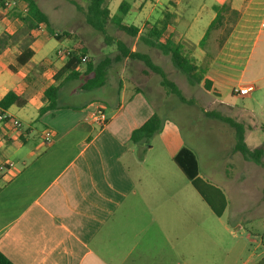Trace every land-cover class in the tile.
Wrapping results in <instances>:
<instances>
[{
  "label": "crops",
  "instance_id": "crops-1",
  "mask_svg": "<svg viewBox=\"0 0 264 264\" xmlns=\"http://www.w3.org/2000/svg\"><path fill=\"white\" fill-rule=\"evenodd\" d=\"M195 1L141 0L135 7L130 3L128 14L137 12L139 23L123 19L139 28V35L129 43L131 51L148 53L167 75L179 71L169 56L143 41L154 26L165 25L162 41L170 38L183 44L199 69L206 61L204 79L229 89L234 97L246 98L233 90L247 84L234 83L245 53L258 35H264V0H216L209 6L201 0L199 12L188 22L184 11ZM224 5L229 7L223 13L229 33L223 46L211 53L214 34L221 29L214 30L209 41L207 31L217 17L215 7ZM20 10L7 11L0 5V101L10 91L26 101L23 107L5 110L21 121V131L0 122V251L14 264H206V223L198 210L191 214V207L200 206L198 192L191 190L190 180L174 161L184 148L172 156L181 173L165 167L155 170L141 156L142 149L150 147L148 142L132 140L133 132L158 114L171 96L161 86V77L145 74L142 61L125 58L113 66L100 88H83L91 75L57 82L55 77L66 65L58 50H72L80 40L72 36L55 39L41 26L29 46L33 57L20 64L18 56L27 36ZM5 36L9 40L1 41ZM64 40L69 41L67 46L62 45ZM102 45L104 50L110 47ZM110 54L92 61L115 57L116 46ZM78 70L83 72L85 67L80 65ZM76 81L81 84L74 85ZM128 82L140 91L132 93ZM59 83L58 108L40 115L49 104L45 92ZM65 97L76 101L63 102ZM98 111L108 115L103 126L91 117ZM46 131L53 135L50 144L44 139ZM240 160L243 167L251 162ZM242 170L237 176L241 183L246 178ZM242 192L248 191L243 188ZM247 211L248 206H233V217ZM241 222L237 220V227L242 228ZM217 230L214 225L209 229L212 242L219 238ZM255 235H264V228L247 233L253 249L242 264H256L264 257V239H254ZM233 238H238L235 232ZM241 251L243 257L245 250Z\"/></svg>",
  "mask_w": 264,
  "mask_h": 264
},
{
  "label": "rangeland",
  "instance_id": "rangeland-1",
  "mask_svg": "<svg viewBox=\"0 0 264 264\" xmlns=\"http://www.w3.org/2000/svg\"><path fill=\"white\" fill-rule=\"evenodd\" d=\"M35 1L49 16L53 32L58 34L69 32L73 39L78 38L84 43L88 48L89 60H98L104 56L103 54L111 55L110 51L116 45H109V49L104 50L102 43H106L105 36L89 26L84 15L69 0ZM75 1L82 3L83 0ZM122 1H128L135 7L141 0H110L109 7L113 14L118 13ZM204 1L209 6L216 0ZM201 2V0L195 1L194 6L184 11L186 21H192V18L199 12ZM181 7L183 8V6ZM137 14V12L131 11L124 17L125 22L138 25ZM202 22H207L205 16ZM219 29L221 30L214 34L216 35L214 48L212 46L209 48L211 53L223 46L230 27L225 26L223 20ZM214 35L212 31L207 40L209 41ZM107 36L114 40L126 41L128 44L131 41L130 37L119 32L112 24L107 27ZM53 42L57 41L53 40ZM68 43V40L62 41L63 46H67ZM191 49L193 48L187 45V50L192 51ZM98 56L99 58H97ZM188 56H191V53ZM87 62L81 63V66L86 67ZM205 62L199 69V73L203 76L206 72L203 67L206 65ZM237 69L238 77L234 84L237 86L253 84L256 88L246 98L234 97L229 89L214 84V81H211V90L208 91L203 84L191 85L181 72L169 71V78L178 84L185 97L192 99L194 104L182 103L177 97L171 95L165 101L164 106L158 110V115L164 120L162 132L153 136L148 141L150 147H145L141 153L142 157H147L155 170L165 167L168 171L181 173L173 162L172 156L174 152L188 148L197 158L198 172L202 178L220 187L226 194L228 206L224 215L218 217L190 185L191 190L197 193L200 204L197 206L198 208L191 207V214L198 210V217L200 220L204 219L206 223L207 234L204 250L206 264H234L235 260H238L237 264H242L253 249L251 240L247 239V233L257 232L259 228H264V197L262 196L264 193V169L253 162L245 164L243 167L240 160L242 156L233 151L236 144L234 128L213 116H207V113H220L242 123L249 147L253 149L264 146V35H258L256 43L245 53L244 59ZM242 73L243 76H241ZM80 84L79 81L74 83V85ZM62 101L75 102L76 100L65 97ZM243 110H248L252 114ZM240 170H242V177H246L243 183L237 181ZM253 170L257 171V174L252 175L250 172ZM243 188L248 192H242ZM237 205L248 206V211L238 218H234L233 206ZM237 220L242 221V228L237 227ZM213 225L216 230L220 231L216 242H212L208 236L209 229ZM233 232L237 234V239L233 238ZM241 250H245L243 257Z\"/></svg>",
  "mask_w": 264,
  "mask_h": 264
},
{
  "label": "trees",
  "instance_id": "trees-1",
  "mask_svg": "<svg viewBox=\"0 0 264 264\" xmlns=\"http://www.w3.org/2000/svg\"><path fill=\"white\" fill-rule=\"evenodd\" d=\"M23 7L27 8V12L23 13L20 10L18 16L23 23V32L27 35L25 46L22 53L18 56L20 64H26L31 60L34 52L29 46L34 41V32L38 31L43 26L55 39L61 37H71V33L64 32L62 34H53L51 30V21L49 16L40 8L35 0H20ZM69 2L76 6L77 10L85 17L86 23L97 32L105 36L106 44H115L118 54L115 57H106L98 63L89 60L83 72L78 68L82 63V57L88 52V48L83 42L78 41L72 48V53L66 58L65 67L55 77V81L59 82L61 79L75 80L82 76H89L83 88L85 90L96 89L104 86L107 83L109 74L113 66L124 60L125 58L131 60L142 61L146 70L145 74L155 73L161 77V86L164 87L170 95L177 97L182 103L193 105L192 99H187L179 86L169 78L164 69L157 65L148 53L141 51H131V46L122 40H114L107 36V27L114 25L115 28L124 33L126 36L135 39L139 35V28L134 25H128L124 22V17L131 9V5L127 1H123L118 9V13L111 16V11L108 7V0H83L79 3L75 0ZM228 6L215 7L218 12L217 17L211 23L207 31L208 35L220 28L223 23V13L228 10ZM166 26H154L147 37H143L144 43L150 47L161 51L164 55L171 58L174 67L179 70L191 85H201L210 91L211 81L204 79L203 74L199 73V67L194 61L186 55L184 45L176 43L172 39L162 41V36L165 32ZM206 38V37H205ZM9 40L5 36L1 41ZM128 87L132 93L140 91L134 83L128 82ZM61 90V84L51 86L44 94L45 99L48 101V106L40 110V115L55 110L58 108V96ZM26 101L19 97L15 91H10L1 101L0 107L8 110L11 106L18 107L25 106ZM207 116H213L218 120L225 122L232 126L236 133V144L233 151L239 153L245 160L254 162L264 169V146H258L251 149L246 142L245 128L242 123L236 122L234 119L225 117L220 113H207ZM164 128V120L158 115L154 114L147 122H145L139 129L135 130L132 134V140L136 143L148 142L153 136L162 132ZM174 161L181 171L190 180L192 186L211 208L213 213L222 217L227 208L228 202L224 192L211 182L204 180L198 175V162L195 154L187 149H182L174 157ZM0 264H14L5 254L0 251ZM256 264H264V257Z\"/></svg>",
  "mask_w": 264,
  "mask_h": 264
},
{
  "label": "built area",
  "instance_id": "built-area-1",
  "mask_svg": "<svg viewBox=\"0 0 264 264\" xmlns=\"http://www.w3.org/2000/svg\"><path fill=\"white\" fill-rule=\"evenodd\" d=\"M0 5L4 10L13 11L15 9H21L24 13L27 12V8L23 7L20 0H0ZM72 50L70 49H60L57 52L59 57L67 58L71 55ZM89 60L87 55L82 57V63H86ZM255 90L253 85H247L244 87H238L233 90V93L239 97H247ZM92 119L100 125H105L108 121V115L103 111H98L91 115ZM0 122H7L10 123L15 129L21 131L22 130V123L18 119H15L12 116H9L5 113V110L0 107ZM45 142L47 144L52 143L53 135L51 131H46L44 136ZM12 166V164H10ZM254 239H259L262 241L264 239V235L261 236H253Z\"/></svg>",
  "mask_w": 264,
  "mask_h": 264
}]
</instances>
